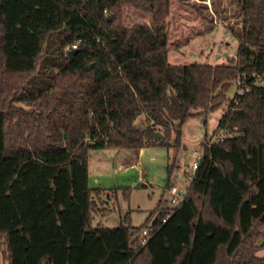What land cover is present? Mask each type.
Returning <instances> with one entry per match:
<instances>
[{"label": "trees", "instance_id": "obj_1", "mask_svg": "<svg viewBox=\"0 0 264 264\" xmlns=\"http://www.w3.org/2000/svg\"><path fill=\"white\" fill-rule=\"evenodd\" d=\"M239 1L236 57L184 66L172 0H0V264H264V0ZM224 105L231 135L202 144L181 203L91 226L90 151L180 148L189 117Z\"/></svg>", "mask_w": 264, "mask_h": 264}, {"label": "rangeland", "instance_id": "obj_2", "mask_svg": "<svg viewBox=\"0 0 264 264\" xmlns=\"http://www.w3.org/2000/svg\"><path fill=\"white\" fill-rule=\"evenodd\" d=\"M172 3L167 32L169 64L222 65L236 57L243 20L239 0H172ZM126 21L149 22L138 13H128ZM233 86L231 91L235 90ZM226 108L224 105L206 118L189 117L181 129L180 148L90 151L89 186L96 188L99 185L95 183L100 180L105 192L104 203L93 214L91 226L116 228L126 218L131 226L138 227L159 200L164 201L163 207L169 208L167 185L177 189L188 186L184 174H192L191 166L199 161L202 144L214 135ZM171 136L172 143L174 133ZM96 169L101 173L99 177L94 173ZM257 255L264 256V249Z\"/></svg>", "mask_w": 264, "mask_h": 264}, {"label": "built area", "instance_id": "obj_3", "mask_svg": "<svg viewBox=\"0 0 264 264\" xmlns=\"http://www.w3.org/2000/svg\"><path fill=\"white\" fill-rule=\"evenodd\" d=\"M76 46H72V49H75ZM70 49L67 48V51H69ZM233 87H234V91H232V93L230 94V97L233 99L235 96H241V94H243L244 92H247L249 90V88L247 86H244L243 83L241 82V80H237L233 83ZM231 133L228 129H224V130H220V129H216L214 131V135L212 137H210L204 144V147H210L216 143L219 142H223L225 137L230 136ZM202 155V154H201ZM201 155L199 156V159L201 157ZM198 159V160H199ZM198 166V161H196L195 163L192 164L191 168L192 171H194L195 169H197ZM191 179V178H190ZM189 179V181H190ZM168 195H170V199H169V204H170V209L174 208L175 205L181 203L184 198L186 197V190L185 189H177L176 187H171L170 189L167 190ZM148 239V231L146 230H142L141 234L139 235V239H138V244H145L146 241Z\"/></svg>", "mask_w": 264, "mask_h": 264}, {"label": "crops", "instance_id": "obj_4", "mask_svg": "<svg viewBox=\"0 0 264 264\" xmlns=\"http://www.w3.org/2000/svg\"><path fill=\"white\" fill-rule=\"evenodd\" d=\"M124 157H127V156H124ZM91 156H89V160H90ZM188 159V158H187ZM90 163V162H89ZM99 170L96 169L94 171V173L96 172L97 173V176L96 177H99L101 175V173L98 172ZM117 171V170H116ZM89 174H90V164H89ZM185 175V174H184ZM89 178H90V175H89ZM97 183V184H96ZM95 183V185H99L96 187V189H103L101 186H100V180H98L97 182ZM92 188V187H91Z\"/></svg>", "mask_w": 264, "mask_h": 264}, {"label": "water", "instance_id": "obj_5", "mask_svg": "<svg viewBox=\"0 0 264 264\" xmlns=\"http://www.w3.org/2000/svg\"><path fill=\"white\" fill-rule=\"evenodd\" d=\"M73 55H74V50H69V51H67V53H66L67 58H69L70 60L73 59V58H72ZM160 136H161L160 133H156L155 138H159ZM44 264H45V263H44Z\"/></svg>", "mask_w": 264, "mask_h": 264}]
</instances>
